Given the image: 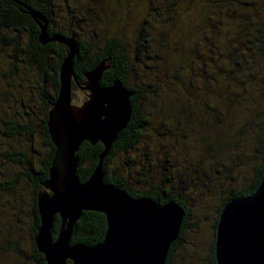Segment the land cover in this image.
Wrapping results in <instances>:
<instances>
[{
  "label": "trees",
  "instance_id": "trees-1",
  "mask_svg": "<svg viewBox=\"0 0 264 264\" xmlns=\"http://www.w3.org/2000/svg\"><path fill=\"white\" fill-rule=\"evenodd\" d=\"M65 1L69 10L67 14L71 19L74 17L73 25L76 23L80 28V20L75 12L79 16H85L83 11H90V7L79 0V11L72 9V12L68 4L70 0ZM90 1L91 5L97 4L103 10L109 4V10H106L109 11L107 22L102 23L103 34L98 45L82 39L78 34L79 30L74 34L71 30H56L55 0H0V63L8 66L7 71H0V169L6 163L19 167V174L25 177L30 187L28 217L31 261L33 264H47L35 243L41 224L38 194L45 190L43 183L49 179L55 156V146L48 128L49 112L58 98L60 69L68 54L65 44L50 42L44 45L40 42L41 27L31 15L30 9H33L51 22L47 29L51 37L61 35L74 39L77 43L74 70L79 82V94L83 98L80 106L89 96V92L80 90L87 83L85 75L101 64L107 67L100 80L103 87L120 82L124 88L135 92L131 98V120L127 128L118 135L104 160L105 182L126 191L135 200L148 198L158 206L175 202L183 208L185 216L180 235L172 243L165 264H174L176 250L181 245V237H184L186 229L193 225L198 228L199 219L196 216L204 206L197 207L202 203L198 197L201 194L199 191L208 190L219 204L213 218L215 236H211L208 246L210 255L206 257V261L207 264H217L216 230L222 210L234 200L253 195L264 177V114L261 115L258 111L262 108L264 113V72L256 71L259 67H264V17L255 18L252 13L260 9V4L257 0H200L203 2L202 10H206L210 16L223 6L231 7L230 12L224 11V16L227 18L225 23L241 38V45L238 47L228 46L230 58L233 57L232 61L241 67V125L245 126L244 132L241 131V139L254 134L257 141L253 176L243 183L238 182L231 185V188H226L230 183H210L204 179V176L208 180L213 177L212 174L223 172H213L211 163L205 162L208 158L202 156L196 146L201 141L202 148L212 152L208 154L210 157H217L221 151L228 150L230 143L219 138L222 128L224 137L230 134V127L225 122L226 117L221 113V108H227L229 103L234 104L236 100L231 98L234 93L220 91L213 84H205V87L201 85V92H195L193 96L189 94L192 96L190 98H183L185 96L181 93L189 92V86L192 87L196 81L193 73L195 64L186 73L177 66L180 46H186L184 41L175 42L183 8L180 0H119L117 7H113L109 0ZM187 1L193 3L197 0ZM122 10H125V14ZM210 19L212 20L211 17ZM214 28L212 25V29ZM89 37H93L92 33ZM215 43L213 38L208 37L204 45L212 47ZM240 48L241 53L234 57ZM210 52L213 53L212 50ZM30 76H37L38 81L31 80ZM205 77L206 74L201 79V84L207 83L208 79ZM73 86L76 90L74 82ZM176 87L181 93L177 92ZM201 88L195 87L198 90ZM257 118H263V121L260 129L254 130V126L259 125L256 123ZM154 120L158 121L155 126L158 130L156 137L166 136L170 150H165V154L161 153L160 160L152 153L157 152L158 148L149 149L150 147H146L140 157H130L134 150L136 154L140 152L136 150L137 146L148 136L145 131ZM177 129L182 133H172ZM146 138L145 143H148L150 140ZM180 144L184 145L186 151L187 146L192 148V156L185 159L182 168L174 166L171 161L172 157H176L179 164L184 148ZM103 151L101 143L92 145L84 142L81 145L76 158L77 175L82 183L97 168ZM224 159L219 164L221 167ZM240 165L249 167L246 162L241 164L239 161ZM131 172H135L136 176ZM13 190L14 183L0 182V194H9ZM61 226L62 220L60 216H56L51 229L53 240H57ZM106 231L105 215L84 212L74 227L71 244L94 247L103 242ZM191 245L193 251L194 244ZM15 251L20 253L19 248Z\"/></svg>",
  "mask_w": 264,
  "mask_h": 264
},
{
  "label": "water",
  "instance_id": "water-1",
  "mask_svg": "<svg viewBox=\"0 0 264 264\" xmlns=\"http://www.w3.org/2000/svg\"><path fill=\"white\" fill-rule=\"evenodd\" d=\"M41 27L40 42L65 44L68 54L60 69L57 101L49 112L48 128L55 156L45 190L38 194L41 224L35 243L47 264H165L169 249L180 235L185 211L175 202L158 206L153 200H135L124 190L107 184L103 163L118 135L132 117L135 92L120 82L102 87L107 67L101 64L85 75L81 90L91 93L80 107L72 104L77 43L47 33L49 21L30 9ZM84 142L101 143L104 151L91 177L82 183L77 175L76 153ZM83 212L105 215L107 231L102 243L72 245L76 223ZM56 216L62 226L57 240L51 229ZM217 264H264V177L257 191L232 201L221 212L215 244Z\"/></svg>",
  "mask_w": 264,
  "mask_h": 264
},
{
  "label": "rangeland",
  "instance_id": "rangeland-1",
  "mask_svg": "<svg viewBox=\"0 0 264 264\" xmlns=\"http://www.w3.org/2000/svg\"><path fill=\"white\" fill-rule=\"evenodd\" d=\"M65 2V0H55V5L57 7V9H55L56 17L54 15L56 30H71L73 34L74 32L78 33L79 30L78 34L81 35L82 39L98 45L103 34L101 31L102 23L104 21L107 22L106 19L109 11L106 10H109V4L105 3L107 4L105 6L106 10H103L99 9L97 4H95V6L91 5L92 3H90V0H81V3L83 2L86 6L88 5L91 10H88V12L83 11L85 16H79L75 12L80 20L79 26L81 27L79 28L76 26V23L75 26L72 23L74 17L71 19L67 14L69 10L67 9ZM109 2L113 7H117L119 0H109ZM257 2L260 4V9H257L258 11H252V13L255 18L264 17V0H257ZM68 4H70V10L72 12L73 10L79 11V8H77L79 0H74V2L70 0ZM180 4L183 5V8L180 12L179 23L177 25L179 30H177L175 35V42L178 43L184 41L186 46H180L177 66L181 71L186 73L189 67H192L195 64V70L193 73H195L194 78L196 82L192 87L189 86V92L181 93L176 87L177 92L185 96H182L183 98H190L195 92L202 91L201 85L205 87V84H213L218 86L220 91L234 93L231 98L236 100L234 101V104L229 103L227 108L226 106H222L221 108V113L226 117L225 122L230 127V134H226L224 137V131L222 128L219 132V138L220 140L224 139V141L230 143L229 147L227 146L228 150L221 151L217 157L215 155L210 157L208 154H211L212 152H209L207 149L204 150L201 141H199L196 146L197 151L202 156L204 155L208 158L205 162L209 161V163H211L210 168H213V172L216 170H221V172H223L222 174H212L213 177L208 178V180L204 176V179L207 182L210 181V183L211 181L212 183L227 182L230 183V185H227L226 188H231V185L237 184L238 182L243 183L253 176L254 164L257 160L255 150L257 141L255 140V135L253 134L252 137L249 135L243 136L244 140L241 139V131L244 132L245 129V126L241 125V67L236 66L235 61H232L233 57L230 58V54L228 53V46L238 47V45H241L239 44L241 38L237 35V32L229 28L228 23H225L227 18L226 15L224 16V13L226 11L230 12L229 10H231V7L227 8V6H223L222 8H219L213 16H210L206 10H202L203 2L200 0L193 3H190L187 0H180ZM221 5H224V3ZM83 8H85V6ZM198 8L200 9L196 11ZM82 10L80 9V11ZM121 12H124L125 14V10H122ZM97 14L98 16H96ZM71 16H73V14H71ZM222 20L224 21L222 22ZM212 25L215 26L214 29H212ZM98 27L100 28L98 29ZM91 33L93 35L92 38L89 37V34ZM208 37L213 38V43L216 42L212 47L204 45ZM245 41L246 40L244 39V42ZM193 48H195V51ZM210 50H212L213 53H211ZM240 53L241 48L235 52L234 57ZM238 60H241V56H239ZM7 68V64L0 63L1 72L4 70L7 71ZM256 71L264 72V67H259ZM205 74V78H207L208 81L207 83L203 82L201 84V79L204 78ZM30 79L38 81L37 76H34V78H31L30 76ZM40 80L41 79H39V81ZM195 87H200L201 89L198 90L195 89ZM75 93L77 97L76 102L74 103L79 105L83 98L78 90H76ZM238 96L240 97L238 98ZM262 110V108L258 109L261 115L264 114L262 113ZM262 119L263 118H257L256 123L259 125H255V129L253 128L254 130L260 129V124L263 121ZM156 125H158V121L154 120L151 126L145 131V134L148 135L146 137H148L150 141L145 143V141H147V138L145 137L144 142L137 146L136 150L140 152L136 154L134 150V152L130 154V157H140L145 152V148L150 147L149 149L158 148L157 152L152 153L154 154V157H157L156 159L160 160L162 159L161 153L165 154L166 151L170 150V147L165 140L167 139L165 138L166 136L162 138L156 137L158 134V130L155 128ZM178 132L182 133L179 129L172 131V133L175 134ZM193 141H195V136H193ZM180 146L181 148L184 147L183 144H180ZM191 150L192 148L190 149L189 146H187V151L184 147L181 151L182 155H180L179 164H177L176 157L171 158V161L174 162L172 164L181 168L184 167L185 159L192 156ZM223 158L225 159L222 164L223 166L221 167L219 164ZM239 161L241 164L246 162L249 167L244 168L242 165L239 166ZM166 165H168V163ZM0 171V182L12 183V185L14 183L15 185V190H13L12 193L0 194V264H33L31 259L28 258L31 252V240L29 236L30 219L28 217L30 187L25 177L19 174L21 172L19 167L6 163ZM131 174L135 175V172H131ZM17 177L19 180H17ZM194 192L197 194V191ZM199 193L201 194L198 197L201 199L202 203L197 207L200 205L204 206L196 216L199 219L198 228L193 225L186 229L184 237H181V245L176 250L174 264H207L206 257L210 255L208 246L211 241V236H215L213 218L216 215L219 202L211 197L212 193L208 190L206 192L199 191ZM216 195L219 197L218 192H216ZM222 197H224V195H222ZM192 243L194 244L193 251L191 250ZM16 248H19L20 253L15 251Z\"/></svg>",
  "mask_w": 264,
  "mask_h": 264
},
{
  "label": "flooded vegetation",
  "instance_id": "flooded-vegetation-1",
  "mask_svg": "<svg viewBox=\"0 0 264 264\" xmlns=\"http://www.w3.org/2000/svg\"><path fill=\"white\" fill-rule=\"evenodd\" d=\"M50 24H51V22H49V26H50ZM54 43H56V42H54ZM62 44V43H61ZM78 79L76 78V80H73V82H74V84L76 85V90H78L79 91V82L77 81ZM72 88H73V95H74V101L76 102V97H77V95H76V93H75V88H74V86H72ZM81 90V89H80ZM82 92H87V91H83V90H81ZM40 253V252H39ZM28 258H30V259H32V256H31V254H30V256H28Z\"/></svg>",
  "mask_w": 264,
  "mask_h": 264
},
{
  "label": "bare ground",
  "instance_id": "bare-ground-1",
  "mask_svg": "<svg viewBox=\"0 0 264 264\" xmlns=\"http://www.w3.org/2000/svg\"><path fill=\"white\" fill-rule=\"evenodd\" d=\"M103 87V86H102ZM86 91V90H85ZM89 96L91 95V93L90 94H88ZM58 96H59V94H58ZM58 99V98H57ZM72 104L74 105V106H78V105H76L75 103H74V100H73V88H72ZM79 107H80V105H79ZM80 149V148H79ZM99 164V163H98ZM95 171V170H94ZM104 171V170H103ZM104 179H105V174H104ZM84 213V212H83ZM80 220V219H79Z\"/></svg>",
  "mask_w": 264,
  "mask_h": 264
}]
</instances>
